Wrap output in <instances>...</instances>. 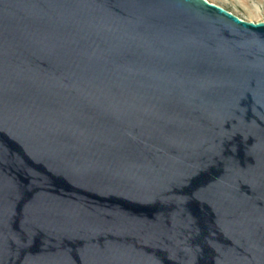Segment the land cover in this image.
Instances as JSON below:
<instances>
[{
    "label": "water",
    "instance_id": "water-1",
    "mask_svg": "<svg viewBox=\"0 0 264 264\" xmlns=\"http://www.w3.org/2000/svg\"><path fill=\"white\" fill-rule=\"evenodd\" d=\"M0 264H264V22L0 0Z\"/></svg>",
    "mask_w": 264,
    "mask_h": 264
},
{
    "label": "rangeland",
    "instance_id": "rangeland-1",
    "mask_svg": "<svg viewBox=\"0 0 264 264\" xmlns=\"http://www.w3.org/2000/svg\"><path fill=\"white\" fill-rule=\"evenodd\" d=\"M248 22H264V0H208Z\"/></svg>",
    "mask_w": 264,
    "mask_h": 264
}]
</instances>
